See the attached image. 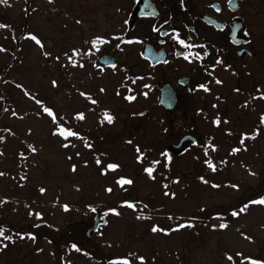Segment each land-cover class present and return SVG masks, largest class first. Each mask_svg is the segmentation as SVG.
<instances>
[{
  "label": "rangeland",
  "instance_id": "rangeland-1",
  "mask_svg": "<svg viewBox=\"0 0 264 264\" xmlns=\"http://www.w3.org/2000/svg\"><path fill=\"white\" fill-rule=\"evenodd\" d=\"M31 1L30 32L6 70L14 46L9 33L12 28L21 32L25 0L0 6L5 26L0 27V76L8 79L0 95L2 90L12 95L0 135L4 126L18 134L4 135L0 197L15 223L48 220L62 229L70 225L76 235L56 245L46 237L5 242L0 264H171L178 259L264 264V204L254 203L264 199V0L251 3L257 51L248 60L251 75L227 70L211 79L196 104L183 101L170 113L157 104L152 74L160 71L150 73L137 43L123 38L130 0ZM115 38L122 41L112 51L108 47ZM70 49L78 55L69 58ZM105 53L114 54L117 63L97 68L98 56ZM128 72L145 79L130 83ZM75 112L93 132L94 149L86 136H67L69 129L59 126L60 114ZM106 114L111 123H104ZM186 133L203 142L178 155L169 151L168 145ZM97 148L103 156L95 154ZM214 151L221 160L214 172L198 180L182 176L196 172L203 152L212 160ZM122 179L131 183L121 185ZM123 198L144 200L150 207H123ZM223 207L237 214L228 218L219 213ZM95 209L101 212L100 226L87 237ZM202 209L210 215L191 222L189 214Z\"/></svg>",
  "mask_w": 264,
  "mask_h": 264
},
{
  "label": "flooded vegetation",
  "instance_id": "flooded-vegetation-1",
  "mask_svg": "<svg viewBox=\"0 0 264 264\" xmlns=\"http://www.w3.org/2000/svg\"><path fill=\"white\" fill-rule=\"evenodd\" d=\"M130 1L133 8L123 38L137 43L138 56L150 73L160 71L152 74L157 100L164 85L174 89L177 105L173 110L162 107L166 113L178 110L183 101L185 106L193 101L196 104L211 79L227 70L251 75L248 60L257 55L250 25L252 0ZM131 33L134 35L129 36ZM120 41L115 38L108 49L117 51ZM146 45L153 49V59L144 56ZM127 74L136 81L145 79L141 73Z\"/></svg>",
  "mask_w": 264,
  "mask_h": 264
},
{
  "label": "trees",
  "instance_id": "trees-1",
  "mask_svg": "<svg viewBox=\"0 0 264 264\" xmlns=\"http://www.w3.org/2000/svg\"><path fill=\"white\" fill-rule=\"evenodd\" d=\"M23 5V20L21 22V32L19 33V35L16 34L15 29H11L10 33H9V37L10 39L14 42V46H12L13 48L11 49V57L10 58V63L9 65L6 66L5 70L14 63V59L16 58V53L18 51V49L21 47L20 43L22 38L28 33L30 32L29 30V22L32 19V14L34 12V10L31 8L32 5V1L31 0H25ZM1 7L4 6V3H2V5H0ZM2 23V21H0ZM69 58H73V55H78L76 52L72 51L70 49V51L67 50V54ZM64 69L65 71L67 70V65H64ZM7 82L8 79H5V74H3V76H0V85L3 84L4 82ZM24 88V87H23ZM67 88H63V91H66ZM263 93V92H261ZM12 98V95L10 94V92H7L5 90L1 91V95H0V124L2 123L1 120L3 119L4 122V115H5V111L6 109H9V101ZM125 99V98H123ZM126 101V100H125ZM108 113V112H107ZM55 115V114H54ZM10 116V115H9ZM82 115L78 112H75V114H73L72 117H68L67 114H60V118L58 119V124L60 127H65L64 131H66V129H69V132L72 133H76L78 132L81 133L83 136H86L85 138L87 139L88 142H90V140L92 141V148L94 149V144H93V138L91 136V130L89 128L85 127L84 120L81 119ZM110 116V115H108ZM103 121L104 123L108 122V120L106 119V115L103 116ZM82 125V126H81ZM81 126V127H80ZM5 127V128H4ZM2 133L0 135V154L4 153L2 151V147L6 146L8 141L7 139H5V134L7 131H10L12 136L18 137V134L14 131L12 126L6 127L4 126ZM69 127V128H68ZM98 127H104V126H98ZM1 131V129H0ZM233 135V134H232ZM231 134H228V138L230 136H232ZM24 142L27 143V141L24 140ZM28 144V143H27ZM29 145V144H28ZM30 146V145H29ZM32 148V147H31ZM217 148L216 146L213 148L215 149ZM103 150L97 148L95 151V154L98 157L103 156L102 153ZM215 153H210L212 154L211 158H215V160H211L210 158H208L205 155H209L208 152H203L201 157H197L198 160L197 161V169L196 172H186L185 174H183L182 176L184 177H188L189 179H201L203 176H205V174L208 173H212L215 170H213L212 167H209V164H212L214 166V168H218L219 166H221V160H218V157H215L214 155H219L216 151H214ZM18 156H22L21 152H18ZM205 161H204V160ZM2 170L1 164H0V172ZM17 174H22L21 171L16 172ZM168 186H170L168 184ZM172 188L167 187L165 193H169V190H172ZM123 207L127 206L129 204L133 205V207H140L142 209H145L150 207L149 202L146 203L144 200H140L138 202H136V200L134 199H127V198H123L122 202ZM5 205V203H4ZM2 201H1V197H0V228H2L4 230V237H9L10 239H5L4 237H0V244H5V242H13L15 240H19L22 242L27 241V240H35L38 241L40 239V237H46L49 240H51L55 245L56 244H60L61 240L64 238L66 239H71L73 240L75 238V231L74 229L72 230L70 225H66V227H64L63 229L58 226L53 224L51 221L48 220H40L39 222L36 223H31V222H27L26 226H22L19 223H15L13 219H11L8 215H5L7 213H5V207H4ZM140 205V206H139ZM132 207V208H133ZM236 211V208H233ZM231 211L227 210L225 207L222 208V210H219V213L222 215H227L228 218H230L233 213H231ZM211 212L209 211H205L204 209L202 210H197L195 214H189L188 217H190L191 222H195L198 223L199 221H203L204 219H206V217H208ZM85 218L88 217V212L85 213ZM83 218V219H85ZM19 224V225H17ZM65 229V230H64ZM47 230V232H46ZM49 231L55 232L56 234V238L49 236ZM65 232V233H64ZM63 233V234H62ZM34 237V239H33ZM73 242V241H71ZM70 243V242H68ZM131 257L135 256V253H130ZM108 259V258H107ZM178 259V258H177ZM171 264H183L179 259L175 260L173 263ZM185 264H188V262L186 261Z\"/></svg>",
  "mask_w": 264,
  "mask_h": 264
},
{
  "label": "water",
  "instance_id": "water-1",
  "mask_svg": "<svg viewBox=\"0 0 264 264\" xmlns=\"http://www.w3.org/2000/svg\"><path fill=\"white\" fill-rule=\"evenodd\" d=\"M152 52H153V49H151V46L146 45L143 50L144 56H146L147 59L148 58L153 59V57L151 56ZM98 62L102 65H106V64L111 65V64L116 63V59L113 55H101L98 58ZM177 100H178L177 95L174 89L168 84L164 85L159 95V102L161 103V105H163L166 109L172 110L175 108L177 104ZM197 141H198V138L196 136L192 134H185L184 136L181 137L179 142L170 144L169 149L173 151L174 153L179 154L186 149V147L190 144V142L197 143ZM99 225H100V212L99 210H97L95 222L93 223L91 227L88 228L87 235L91 236L92 233L96 231V229H98Z\"/></svg>",
  "mask_w": 264,
  "mask_h": 264
},
{
  "label": "snow or ice",
  "instance_id": "snow-or-ice-1",
  "mask_svg": "<svg viewBox=\"0 0 264 264\" xmlns=\"http://www.w3.org/2000/svg\"><path fill=\"white\" fill-rule=\"evenodd\" d=\"M0 3H7V0H0ZM0 27H5V26L4 25H0ZM32 39L35 40L37 44H40V41L38 39H36L35 37H32ZM0 51H3V49H0ZM185 58L187 59V57H185ZM217 83H220V82L217 81ZM205 90H207V89H205ZM45 111H48L49 115H53L50 110L45 109ZM80 118L82 119L83 117L81 116ZM106 119L108 120L109 123H111L112 118L110 116H108L107 114H106ZM61 134H63V133H61ZM72 135H75V133H72V132H68L67 133V136H72ZM65 146H67V145H65ZM234 151H239V149H236ZM98 163H99V161H98ZM109 167L112 168V169H115L117 166L116 165H110ZM209 167H212L213 170H215V168H214V166L212 164H209ZM73 170H75V168ZM146 171L151 176L152 172H153V169L149 168V169H146ZM118 183H120L121 185H124V184H130L131 181L122 179V180L118 181ZM254 203L264 204V199H261V200H258V201H254ZM128 207H133V205L129 204ZM65 210H67L66 207H65ZM241 211H243V209H241ZM236 214L237 213H233V215H236ZM181 227H184V225H181ZM220 227L221 228H225V227H227V225L221 224ZM152 231L156 232V231H158V229L154 227L152 229ZM0 237H4V230L2 228H0ZM4 238L5 239H10L9 237H4ZM33 239H34V237H33ZM140 259H141V261H143V258H140ZM229 259H231V257H229ZM125 264H127V262H125ZM250 264H262V262L250 261Z\"/></svg>",
  "mask_w": 264,
  "mask_h": 264
}]
</instances>
